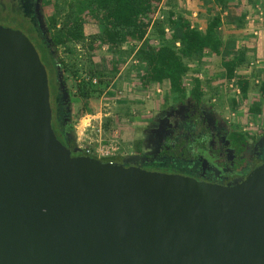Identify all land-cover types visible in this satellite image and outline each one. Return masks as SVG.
I'll return each instance as SVG.
<instances>
[{
  "label": "water",
  "instance_id": "obj_1",
  "mask_svg": "<svg viewBox=\"0 0 264 264\" xmlns=\"http://www.w3.org/2000/svg\"><path fill=\"white\" fill-rule=\"evenodd\" d=\"M52 118L36 48L0 26V264H264V164L232 187L126 168L67 149Z\"/></svg>",
  "mask_w": 264,
  "mask_h": 264
},
{
  "label": "trees",
  "instance_id": "obj_2",
  "mask_svg": "<svg viewBox=\"0 0 264 264\" xmlns=\"http://www.w3.org/2000/svg\"><path fill=\"white\" fill-rule=\"evenodd\" d=\"M162 3L163 0L45 1L41 13L47 24V39L34 38V46L47 71L52 110L54 105L58 112L61 105L58 66L64 83L67 84L68 76L75 84L76 96L82 103L78 113L83 116L100 98L114 96L109 90L122 72L123 63L119 58L124 54L132 59L131 70L136 72V85L142 91L167 84L166 100L172 96L181 98L187 93L198 100L204 98L205 89L199 69L210 58H221L224 46L218 34L221 27L219 16L224 9L239 1L214 0V7L220 12L209 19L203 32L193 28L184 17L176 18L170 11L164 13L162 19L158 18ZM240 4L241 20L248 15V11L245 15L243 9L250 4ZM86 25H95L99 33L87 37ZM166 30H169L168 34ZM48 40L63 52L65 59L57 58ZM124 47H130L127 53L122 51ZM104 50L113 59L109 71H98L92 60ZM235 51V57L221 59L222 72L227 80L234 79L235 73L247 64V50ZM194 64L196 69L191 70L190 66ZM189 75L192 78L190 85L186 83ZM236 79L241 97L245 100L252 89L251 82L242 74ZM259 95L264 99V83L259 88ZM250 111L256 116L261 114L258 104H254Z\"/></svg>",
  "mask_w": 264,
  "mask_h": 264
},
{
  "label": "flooded vegetation",
  "instance_id": "obj_3",
  "mask_svg": "<svg viewBox=\"0 0 264 264\" xmlns=\"http://www.w3.org/2000/svg\"><path fill=\"white\" fill-rule=\"evenodd\" d=\"M44 2L0 0V26L17 30L10 24L19 22L29 32L31 43L34 38L46 40L37 19L39 13L47 27L41 13ZM55 108L53 105L54 133L63 146L71 149L77 145L71 133V105L61 103L58 112ZM123 158H131L126 168L232 187L245 180L255 166L264 164V128L251 135L235 127L214 100H198L190 93L181 98L172 96L141 131L132 152Z\"/></svg>",
  "mask_w": 264,
  "mask_h": 264
},
{
  "label": "rangeland",
  "instance_id": "obj_4",
  "mask_svg": "<svg viewBox=\"0 0 264 264\" xmlns=\"http://www.w3.org/2000/svg\"><path fill=\"white\" fill-rule=\"evenodd\" d=\"M255 1L258 6L247 13V20L245 21L247 24L259 23L260 17L258 14L262 13L264 15V0ZM247 2H252V0ZM164 13L167 12L160 11L158 18H162ZM227 22L225 24H228ZM243 23L240 26H243ZM0 24L3 23L0 21ZM10 25L11 28L17 29L29 39V32L22 28L19 22ZM44 28L47 29L45 24ZM98 33L99 28L95 25L85 26L87 37ZM128 49L130 47H124L122 51L127 53ZM56 54L59 55V59H65L61 50L56 49ZM81 55H85V53L81 52ZM247 57V64L237 71L239 75L242 74L248 77L251 82L252 89L245 100L242 97L236 99L228 91H224L227 79L223 75L220 59H211L204 63L203 67L199 69L200 79L204 85L205 97L216 101L220 110L229 117L235 127L251 135H257L264 128V99L259 95V88L264 83V62L258 63L252 54H247ZM112 59L113 57L104 50L102 54L98 53L92 62L94 68L98 71H109ZM119 59L120 63H123L122 72L112 82L109 90L114 96L112 98H100L99 101L90 106L83 116H79L78 113L82 103L76 96L75 84L66 75V85L70 94L68 104L71 105L72 111V137L82 151H90L91 156L95 158H98L96 153L99 147H105L108 150L115 149L113 156L115 159L132 152L133 146L140 138L141 131L146 128L154 114L161 109L166 101V96H168L167 84H163L158 88L152 87L147 91L138 88L136 85L137 74L131 70V57L129 58L127 54H124ZM82 60L85 62V59ZM190 68L195 70V64L191 65ZM257 80L260 82L258 85L255 84ZM191 82L192 78L189 75L186 83L190 85ZM254 104L260 106L261 114L258 116L250 111Z\"/></svg>",
  "mask_w": 264,
  "mask_h": 264
},
{
  "label": "crops",
  "instance_id": "obj_5",
  "mask_svg": "<svg viewBox=\"0 0 264 264\" xmlns=\"http://www.w3.org/2000/svg\"><path fill=\"white\" fill-rule=\"evenodd\" d=\"M238 1L243 6L248 5V3L251 4V6L245 7L243 12L248 11V9V12H251L253 8L258 6L255 0L252 2H247L248 0ZM239 3H232L220 14L221 27L218 34L223 43L224 52L221 58L210 59H220V62L221 59H231L236 56V49H242L247 50L249 55L252 54L258 63L264 62V23L247 24L245 22L247 20L246 12V16L240 20ZM160 11H170L176 18L184 17L193 28L200 32L205 31L209 19L220 12L214 7V0H163L159 8ZM226 22L228 24H225ZM242 22H244L243 26H240Z\"/></svg>",
  "mask_w": 264,
  "mask_h": 264
},
{
  "label": "built area",
  "instance_id": "obj_6",
  "mask_svg": "<svg viewBox=\"0 0 264 264\" xmlns=\"http://www.w3.org/2000/svg\"><path fill=\"white\" fill-rule=\"evenodd\" d=\"M258 15L260 17L259 23H263V21H264L263 16L264 15L262 13H259ZM160 19H162V18H160ZM165 33L168 34L169 30H166ZM250 66L252 67L253 65L251 64ZM237 76H239V74L236 72L234 79L226 81V83L224 85V91H226V92L228 91V93L232 94L234 96V98L239 99V98H241V92L237 86V79H236ZM255 84L258 85V84H260V82L257 80V81H255ZM115 151H116L115 149L108 150L105 147H99L96 154H97L99 159H113ZM84 152L87 153L88 155H92V153L88 150L84 151Z\"/></svg>",
  "mask_w": 264,
  "mask_h": 264
}]
</instances>
